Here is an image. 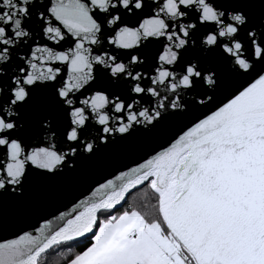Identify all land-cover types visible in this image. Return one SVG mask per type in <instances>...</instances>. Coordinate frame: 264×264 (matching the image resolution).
<instances>
[{
    "label": "snow or ice",
    "instance_id": "6c2138e0",
    "mask_svg": "<svg viewBox=\"0 0 264 264\" xmlns=\"http://www.w3.org/2000/svg\"><path fill=\"white\" fill-rule=\"evenodd\" d=\"M209 58L237 81L220 100ZM173 122L0 264L68 244L66 264H264V0H0V200ZM35 131L59 144L28 150Z\"/></svg>",
    "mask_w": 264,
    "mask_h": 264
},
{
    "label": "water",
    "instance_id": "95a60500",
    "mask_svg": "<svg viewBox=\"0 0 264 264\" xmlns=\"http://www.w3.org/2000/svg\"><path fill=\"white\" fill-rule=\"evenodd\" d=\"M208 63L216 67L220 74L221 87L215 93L217 100H220L235 87L237 81L229 69L216 59L209 58ZM180 123L173 122L158 134L138 136L123 143L113 144L108 149L101 150L91 161H78L74 171H66L55 180L42 182L35 176H30L22 201L0 200V242L15 239L18 234L32 231L34 225L39 226L45 221H50L51 227L55 229L60 224V214L68 211L72 207L71 202L77 197L82 199L81 193L90 194L88 189L98 186L97 181L102 182L104 177L110 179L112 173L127 170V167L135 166L137 161L142 162L141 157L158 148ZM33 126L30 120L29 127ZM53 142L59 144V139L55 138L54 141L48 131H35L26 140L28 150L35 146L45 147ZM135 191L129 193L126 199L128 200Z\"/></svg>",
    "mask_w": 264,
    "mask_h": 264
},
{
    "label": "trees",
    "instance_id": "16d2710c",
    "mask_svg": "<svg viewBox=\"0 0 264 264\" xmlns=\"http://www.w3.org/2000/svg\"><path fill=\"white\" fill-rule=\"evenodd\" d=\"M127 202L129 204H135L137 206H143L146 201L144 199L143 187L136 190L130 195ZM148 210V209H145ZM83 245L76 246L75 244L63 245L58 249L50 250L48 254L43 258L44 264H66V257L71 253H75L82 248Z\"/></svg>",
    "mask_w": 264,
    "mask_h": 264
}]
</instances>
